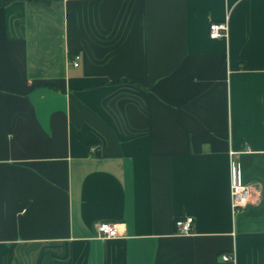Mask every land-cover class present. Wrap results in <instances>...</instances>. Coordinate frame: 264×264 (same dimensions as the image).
Returning a JSON list of instances; mask_svg holds the SVG:
<instances>
[{
    "label": "crops",
    "instance_id": "1",
    "mask_svg": "<svg viewBox=\"0 0 264 264\" xmlns=\"http://www.w3.org/2000/svg\"><path fill=\"white\" fill-rule=\"evenodd\" d=\"M0 264H264V0L0 6Z\"/></svg>",
    "mask_w": 264,
    "mask_h": 264
},
{
    "label": "built area",
    "instance_id": "2",
    "mask_svg": "<svg viewBox=\"0 0 264 264\" xmlns=\"http://www.w3.org/2000/svg\"><path fill=\"white\" fill-rule=\"evenodd\" d=\"M229 25L228 21L220 22L214 21L209 26V33L212 39H222L228 38L229 36ZM79 56H76L75 59L72 61L74 66H78L79 63ZM92 150H96L93 148ZM235 153H231L233 156ZM232 166H231V205L233 211H237L240 208H244L248 205V202L252 196V190L250 189L249 185L244 184L241 181V176L239 174V166L238 162L235 158H232ZM194 218L185 217V218H178L176 220V229L177 233L181 235H190L194 228ZM122 223L118 222H100L97 226V236L99 238H117L120 235V228ZM223 259L226 261H234L233 255H223Z\"/></svg>",
    "mask_w": 264,
    "mask_h": 264
},
{
    "label": "trees",
    "instance_id": "3",
    "mask_svg": "<svg viewBox=\"0 0 264 264\" xmlns=\"http://www.w3.org/2000/svg\"><path fill=\"white\" fill-rule=\"evenodd\" d=\"M13 1H26V0H0V6L10 4ZM32 1H40V0H32Z\"/></svg>",
    "mask_w": 264,
    "mask_h": 264
}]
</instances>
